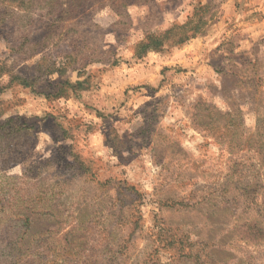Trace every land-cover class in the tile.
<instances>
[{
    "label": "rangeland",
    "instance_id": "374dc122",
    "mask_svg": "<svg viewBox=\"0 0 264 264\" xmlns=\"http://www.w3.org/2000/svg\"><path fill=\"white\" fill-rule=\"evenodd\" d=\"M29 1L0 0V264H264V0H82L79 34Z\"/></svg>",
    "mask_w": 264,
    "mask_h": 264
},
{
    "label": "trees",
    "instance_id": "16d2710c",
    "mask_svg": "<svg viewBox=\"0 0 264 264\" xmlns=\"http://www.w3.org/2000/svg\"><path fill=\"white\" fill-rule=\"evenodd\" d=\"M31 3V5H37L42 11H46L45 15L48 16V20L52 21L49 24V26H53L58 25L60 23H58L59 21H70L71 25H70V29L75 30L76 34H79V31L77 30V26L80 25V20L82 19V16H79L80 13L79 11H84V2H82V0H44V1H35V0H30L29 1ZM122 5H127V2H122ZM90 23V22H89ZM95 27H99V25L95 24ZM73 47V52L69 54V56H73V53L76 54V56L74 55L73 59H76V62L74 65H78L77 68L75 69H79L82 67H86L87 65L91 64L92 62L95 61H99V58H94L92 57L91 54L88 55H81V57L79 58V55L82 53V49L83 47H78V45L80 46L81 43H77L75 42ZM159 46H164L165 43H163V40H160V42H158ZM85 59H87L85 62H81L84 61ZM68 62V61H67ZM65 69V68H64ZM55 70H52L50 73L54 72ZM58 71V73L61 75L62 71L60 69L56 70V72ZM227 71V70H225ZM64 84L69 86V82H64L62 83V87H64ZM220 114V113H219ZM227 116H231V113L228 112L225 114V117ZM257 135H259L262 139L264 138V129L261 128L260 122H258V128H257ZM215 135V134H214ZM219 134H216V137ZM244 137V135H243ZM250 144L247 145H243L242 147H248V148H252V140L247 141ZM261 142V141H260ZM223 144L228 147V149L231 151L234 150H240V147H238L237 145L239 144H235V142L233 141H225L223 142ZM258 145V152H263L264 151V143H256ZM237 147V148H236Z\"/></svg>",
    "mask_w": 264,
    "mask_h": 264
},
{
    "label": "crops",
    "instance_id": "0c3cea01",
    "mask_svg": "<svg viewBox=\"0 0 264 264\" xmlns=\"http://www.w3.org/2000/svg\"><path fill=\"white\" fill-rule=\"evenodd\" d=\"M257 1H259V0H257ZM245 30H248V28H245ZM246 37H247L246 42L253 38V36H251L249 30H248V32L246 33ZM193 41H194V40H193Z\"/></svg>",
    "mask_w": 264,
    "mask_h": 264
}]
</instances>
